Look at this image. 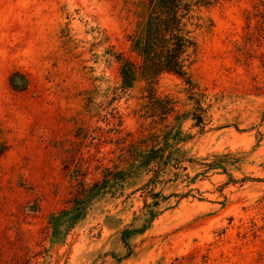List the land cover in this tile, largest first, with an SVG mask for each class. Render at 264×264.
<instances>
[{
	"label": "rangeland",
	"instance_id": "1",
	"mask_svg": "<svg viewBox=\"0 0 264 264\" xmlns=\"http://www.w3.org/2000/svg\"><path fill=\"white\" fill-rule=\"evenodd\" d=\"M139 1L0 0V264H264V0L202 9L205 125L176 123L192 161L155 186L145 83L123 91L117 60ZM186 88L154 83L165 123Z\"/></svg>",
	"mask_w": 264,
	"mask_h": 264
},
{
	"label": "trees",
	"instance_id": "2",
	"mask_svg": "<svg viewBox=\"0 0 264 264\" xmlns=\"http://www.w3.org/2000/svg\"><path fill=\"white\" fill-rule=\"evenodd\" d=\"M221 0H140L141 19L128 35L129 51L134 56L117 55L120 62V87L129 90L137 82L145 83L148 105L145 113L153 117L151 122L149 149L139 152L137 160L141 168L151 173L149 183L155 186L163 177L178 176V171L186 170L185 162L192 160L186 151L177 147L183 140L176 123L191 115L195 125H205V109L201 106L203 94L197 91L190 78V67L197 52V30L203 25L201 11ZM163 73L176 74L187 84L186 92L195 100L191 112L177 113L174 123L166 119L175 111L171 98H160L154 90V83ZM204 164V165H203ZM209 168L220 167L212 161L202 163ZM153 205L159 203V192L152 193Z\"/></svg>",
	"mask_w": 264,
	"mask_h": 264
}]
</instances>
